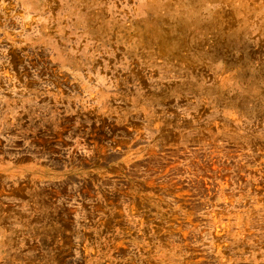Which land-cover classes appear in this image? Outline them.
Returning a JSON list of instances; mask_svg holds the SVG:
<instances>
[{"label":"rangeland","instance_id":"obj_1","mask_svg":"<svg viewBox=\"0 0 264 264\" xmlns=\"http://www.w3.org/2000/svg\"><path fill=\"white\" fill-rule=\"evenodd\" d=\"M0 264H264V0H0Z\"/></svg>","mask_w":264,"mask_h":264}]
</instances>
